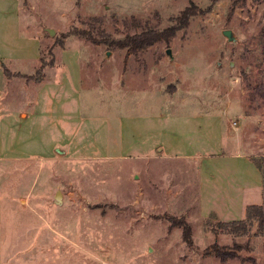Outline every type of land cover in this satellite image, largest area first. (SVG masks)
<instances>
[{"label":"rangeland","instance_id":"374dc122","mask_svg":"<svg viewBox=\"0 0 264 264\" xmlns=\"http://www.w3.org/2000/svg\"><path fill=\"white\" fill-rule=\"evenodd\" d=\"M0 210V264H264V0H0Z\"/></svg>","mask_w":264,"mask_h":264},{"label":"trees","instance_id":"16d2710c","mask_svg":"<svg viewBox=\"0 0 264 264\" xmlns=\"http://www.w3.org/2000/svg\"><path fill=\"white\" fill-rule=\"evenodd\" d=\"M194 11H189V9L183 11V18L179 16V19H187L191 14H194ZM176 26L171 25L168 28L157 31V30H148L142 31L140 33L135 34H127L123 37L117 39H109L107 40L108 44L113 47H117L119 49H125V58L129 55H136L138 52L142 51L146 47L157 41H168L171 36L175 34ZM75 32L79 35L86 37L87 39L97 42V40L87 31L85 30H75ZM6 71V70H5ZM8 74V72H7ZM169 221L171 224L178 225L181 228L182 240L188 244H192V236H191V226L189 222L184 219V217L178 218L169 216ZM241 248L237 244H233L231 246L228 245H220L218 243H212L208 247L205 248L206 255H214L218 257L220 260L225 261L227 259H234L240 257L238 254V249ZM243 260V259H242Z\"/></svg>","mask_w":264,"mask_h":264},{"label":"water","instance_id":"95a60500","mask_svg":"<svg viewBox=\"0 0 264 264\" xmlns=\"http://www.w3.org/2000/svg\"><path fill=\"white\" fill-rule=\"evenodd\" d=\"M46 30L51 35L54 33L53 29H51V28H47ZM222 34L225 35L228 38V40H230V41H234L235 40V38L232 35V31L229 30V29L223 30ZM167 53L170 54V51L167 50ZM56 198H58V194H56Z\"/></svg>","mask_w":264,"mask_h":264},{"label":"crops","instance_id":"0c3cea01","mask_svg":"<svg viewBox=\"0 0 264 264\" xmlns=\"http://www.w3.org/2000/svg\"><path fill=\"white\" fill-rule=\"evenodd\" d=\"M0 214H1V210H0ZM0 223H1V219H0Z\"/></svg>","mask_w":264,"mask_h":264}]
</instances>
